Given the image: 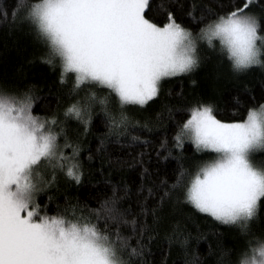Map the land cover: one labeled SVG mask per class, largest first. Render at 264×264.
I'll return each instance as SVG.
<instances>
[{"label":"snow or ice","instance_id":"1","mask_svg":"<svg viewBox=\"0 0 264 264\" xmlns=\"http://www.w3.org/2000/svg\"><path fill=\"white\" fill-rule=\"evenodd\" d=\"M257 2L229 0V10L197 37L163 0L156 12L155 0H36L27 18L47 43L49 62L59 60L62 82L73 73L76 88L108 89L124 107L147 104L163 79L192 71L197 40L209 47L218 42L237 72L264 65V29L249 14ZM156 13L166 22H153L149 17ZM91 99L104 104L95 94ZM33 106L27 94L0 92V264H142L133 258L143 256V248L120 235L127 221L111 202L92 219L45 214L37 196L55 176L44 173L50 167L81 183L79 152L65 156L57 142L58 121L33 115ZM84 112L86 107L74 104L65 115L83 120ZM111 119L119 127L126 118ZM185 138L198 152L215 154L191 182L186 201L222 224L246 227L264 202V166L252 160L254 153H264V105L231 123L200 105L175 136L176 147ZM238 264H264V242L243 253Z\"/></svg>","mask_w":264,"mask_h":264},{"label":"trees","instance_id":"2","mask_svg":"<svg viewBox=\"0 0 264 264\" xmlns=\"http://www.w3.org/2000/svg\"><path fill=\"white\" fill-rule=\"evenodd\" d=\"M17 2L0 0V12L7 14L0 17V92L31 96L33 115L58 121L57 142L64 155L71 158L74 149L79 152L81 183L50 167L44 173L49 179L55 176L37 196L45 214L92 219L111 202L127 221L119 226L120 235L143 248V256L133 258L142 264H238L243 253L264 242V202L242 227L222 224L186 201L190 182L215 154L198 152L187 138L178 148L174 140L200 105L211 106L226 123L242 121L248 109L264 105V65L237 72L200 44L198 68L163 79L159 94L147 104L121 107L108 89L90 84L76 88L73 73L62 82L59 60L49 62V47L46 53L27 18L36 0H19L18 11ZM159 3L155 0L154 12ZM163 3L171 4L177 22L195 35L229 10V0ZM249 14L264 29V0ZM149 18L160 25L166 22L159 13ZM214 58L218 67L212 70ZM93 94L104 104L93 101ZM74 104L86 107L83 120L65 115ZM112 117L126 119L116 127ZM255 160L264 166V153L258 152Z\"/></svg>","mask_w":264,"mask_h":264},{"label":"rangeland","instance_id":"3","mask_svg":"<svg viewBox=\"0 0 264 264\" xmlns=\"http://www.w3.org/2000/svg\"><path fill=\"white\" fill-rule=\"evenodd\" d=\"M28 21L30 22V20L28 19ZM31 23V22H30ZM32 24V23H31ZM32 26H34L33 24H32ZM33 32H35L36 34V36L38 37V38H41V36L38 34V32L36 31V29L35 28H33ZM200 35V33L199 34H197V35H195V34H193V36L194 37H197V36H199ZM42 39V38H41ZM33 40V39H32ZM42 43H43V46H44V48H45V51H46V53H47V43L44 41V39H42ZM30 44V43H29ZM32 44V43H31ZM200 44H202V46L205 48V47H207L206 49H208L209 51H210V53H212V55H215L214 54V52H217V55H220L222 58H224L228 63H230V65H232L231 64V61L227 58V55H226V53H223L222 51H221V46L219 45V43L218 42H215V46L214 47H209L208 45H207V43H206V41H203V40H197V42H196V45H197V47H196V53H195V56H196V58H197V61H198V63H197V68L200 66V63H199V61H200V58H201V55L198 53V49H199V45ZM44 51V52H45ZM211 55V56H212ZM216 61H217V59L216 58H214V60L212 61V65H211V68H212V70H214V68H216V67H218L217 66V64H216ZM217 73H219L218 71H217ZM220 74V73H219ZM214 76H215V74H214ZM3 93H5V92H3ZM6 93H8V94H12V95H17V96H19V94L18 93H16V92H12V91H8V92H6ZM255 110H257L258 112H259V109H255ZM188 140V139H187ZM190 141V140H189ZM258 153V152H257ZM257 153H254L253 154V156H252V160H253V163L256 165V166H258V167H260L258 164H257V162H256V160H255V155L257 154ZM197 175V174H196ZM196 175L194 176V179H195V177H196ZM193 179V180H194ZM192 180V181H193ZM191 181V182H192ZM190 182V183H191ZM191 186V184L189 185V187ZM255 247H257V245L255 246Z\"/></svg>","mask_w":264,"mask_h":264}]
</instances>
